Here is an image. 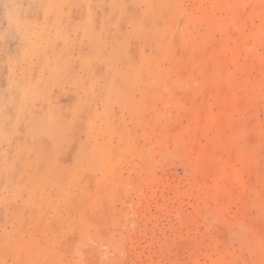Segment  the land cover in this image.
I'll return each instance as SVG.
<instances>
[{"label":"rangeland","instance_id":"obj_1","mask_svg":"<svg viewBox=\"0 0 264 264\" xmlns=\"http://www.w3.org/2000/svg\"><path fill=\"white\" fill-rule=\"evenodd\" d=\"M55 174L0 264H264V0H0V219Z\"/></svg>","mask_w":264,"mask_h":264},{"label":"crops","instance_id":"obj_2","mask_svg":"<svg viewBox=\"0 0 264 264\" xmlns=\"http://www.w3.org/2000/svg\"><path fill=\"white\" fill-rule=\"evenodd\" d=\"M5 176L9 177L10 174H5ZM57 175L55 174V179L52 182V178L48 177L47 180H49L52 184H47V181L43 184L40 182V187L37 190L38 193H35L34 195L39 196V194H44L46 190H51V195L54 197L50 200V205L47 207V210H44L43 215L48 214L49 216L46 218H41V223L39 224L40 233H37V227H34L33 223L38 222L35 221L34 219H30L29 221H25V216L22 217L21 213L25 215V213H39V208L33 209L31 211L30 207L23 206L21 207L20 211H17L14 209V205L9 204L8 201V206L6 207V211H4V216L2 219H0V249L8 252L9 250L11 251L13 247L16 248L14 250V253H17L18 251H21V248L24 251V247L26 245V242L31 240L32 237L38 240L41 239H48V230H55L58 228L56 223L52 222L51 219H55L53 216L57 214V208L60 205L59 198L62 197V188L57 184ZM3 188H6L5 184L1 186L0 184V196H3L4 193L7 194V192L4 191ZM17 191V190H15ZM7 196V195H5ZM10 196L8 195V198ZM31 215V214H30ZM56 221V219H55ZM52 223L53 225H48V223ZM37 233V234H36ZM40 236V237H38ZM51 236V235H50ZM41 238V239H39ZM39 242H35V244H38Z\"/></svg>","mask_w":264,"mask_h":264}]
</instances>
